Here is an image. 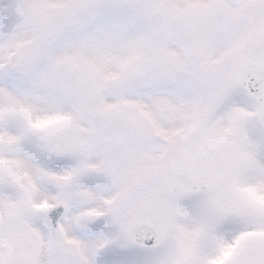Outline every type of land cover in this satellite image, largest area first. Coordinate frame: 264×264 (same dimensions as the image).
<instances>
[{"label":"snow or ice","instance_id":"1","mask_svg":"<svg viewBox=\"0 0 264 264\" xmlns=\"http://www.w3.org/2000/svg\"><path fill=\"white\" fill-rule=\"evenodd\" d=\"M0 264H264V0H0Z\"/></svg>","mask_w":264,"mask_h":264}]
</instances>
